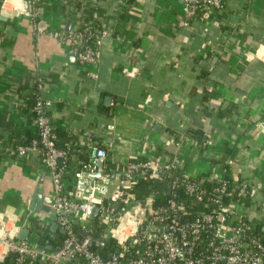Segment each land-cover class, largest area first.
<instances>
[{
	"label": "crops",
	"instance_id": "crops-1",
	"mask_svg": "<svg viewBox=\"0 0 264 264\" xmlns=\"http://www.w3.org/2000/svg\"><path fill=\"white\" fill-rule=\"evenodd\" d=\"M194 3L26 0L25 13H0V220L33 245L51 221L29 208L35 192L51 197L48 168L12 150L34 135L40 96L53 127L74 146L102 147L114 166L166 156L192 179H245V220L264 225V0ZM83 5L106 31L88 65L63 38L86 19Z\"/></svg>",
	"mask_w": 264,
	"mask_h": 264
},
{
	"label": "built area",
	"instance_id": "built-area-1",
	"mask_svg": "<svg viewBox=\"0 0 264 264\" xmlns=\"http://www.w3.org/2000/svg\"><path fill=\"white\" fill-rule=\"evenodd\" d=\"M195 1L202 8L221 6V0ZM20 4L0 0V13H25L26 0ZM105 32L91 17L68 28L63 38L77 62L88 65L96 61ZM255 55L261 54L256 51ZM50 104L49 99L35 97L31 105L34 136L14 144L12 150L18 156L35 153L48 168L50 209L63 238L57 247L40 244L38 248L25 238L18 239L19 228L9 225L5 216L0 220V262L11 255L13 264H63L71 258L85 264H264V225L245 220L247 203L253 199L245 179H178V159L161 156L128 160L120 171L110 172L112 177L120 175L114 180L102 170L105 150L94 144L87 149L86 161L73 172L71 190L65 191L62 176L69 154L55 144L47 112ZM95 172L99 176L92 178ZM146 178L167 182L166 193L150 192L141 200L131 197L127 190L137 179ZM92 226L99 230L94 246L88 234ZM107 239L116 248L103 258L100 247Z\"/></svg>",
	"mask_w": 264,
	"mask_h": 264
},
{
	"label": "trees",
	"instance_id": "trees-1",
	"mask_svg": "<svg viewBox=\"0 0 264 264\" xmlns=\"http://www.w3.org/2000/svg\"><path fill=\"white\" fill-rule=\"evenodd\" d=\"M196 3V7H198V2L195 1ZM82 5L79 1H77L76 3H74V6H79ZM195 7V8H196ZM83 11L86 14V19L91 18L92 11L89 8V6L87 5H83ZM85 19V20H86ZM36 96H34L35 99ZM33 99V101H34ZM54 132L56 135V140H55V144L58 148H62L67 150L68 154H69V164L65 169V173L62 176V183L65 181H68V185L67 187L64 186L63 184V189L65 191H70L71 190V181H72V174L73 172L79 168V166L86 161L87 159V149H82L80 147L74 146L73 143L70 141V135L55 128L54 127ZM34 135L30 136L29 139L33 138ZM29 139H26L24 142L22 143H26L29 141ZM16 144V143H15ZM122 165L120 166H114L111 163H109L108 161L104 160L103 165H102V170L104 173H110L111 171H120L121 170ZM120 177L119 174L114 173V177H112L114 180H118V178ZM177 177L178 179L181 178H190L188 176L183 175V173H181L180 171L177 172ZM226 178V177H225ZM166 188H167V182L165 181H161L157 178H146V179H137L132 187L130 189L127 190V193L129 195H131V197L135 198V199H142V197H144L146 194L153 192L155 194H165L166 193ZM66 194V193H65ZM95 219H93V223H95ZM258 223V222H255ZM261 224V223H260ZM260 224H256V225H260ZM95 226V225H94ZM92 226L91 229L88 231V234L92 240V245L94 246L93 242L98 240V236H99V230ZM38 231H41L42 233H39V239L38 242L40 244H48L51 245L52 247H57L61 244L62 238H63V234L60 233L58 230H55L53 232L49 231V227L47 225L42 226V227H38L37 228V233ZM43 234V235H41ZM41 235V236H40ZM116 248V246L112 243L111 240L107 239L103 246L100 247V253L102 255L103 258H105L111 251H113ZM0 264H13V259L12 256L9 255L6 258L3 259L2 262H0ZM26 264H42L40 262H34V263H26ZM63 264H85L84 262H82L80 259H68L65 260L63 262Z\"/></svg>",
	"mask_w": 264,
	"mask_h": 264
},
{
	"label": "water",
	"instance_id": "water-1",
	"mask_svg": "<svg viewBox=\"0 0 264 264\" xmlns=\"http://www.w3.org/2000/svg\"><path fill=\"white\" fill-rule=\"evenodd\" d=\"M67 25H68V22H67ZM67 25H66V28H67ZM97 166L100 167L101 163L98 162ZM98 176H99V172H95L93 175H91L92 178H97ZM110 176H111V174H110ZM50 203H51V199L49 197L43 198V197H41L39 192H37V193L35 192L31 196L29 208L32 209V210L33 209L34 210H38L39 208H41L43 211H45L48 214V217L51 220L50 224H49V230H51V231L58 230L61 233V232H63V230L62 229H57V224H56V221H55L56 216H55L54 212H52L51 209H50ZM61 212L64 213V214H67V212H64V211H61ZM94 213H95V210L92 211L91 217H93ZM25 234H26V230L25 229H20L18 234H17V238L18 239H23L25 237ZM79 234L81 236L84 235L83 232H79ZM37 247L40 248L41 245H37ZM44 247H46L47 249H50L51 245H45ZM40 263H42V262H40Z\"/></svg>",
	"mask_w": 264,
	"mask_h": 264
},
{
	"label": "clouds",
	"instance_id": "clouds-1",
	"mask_svg": "<svg viewBox=\"0 0 264 264\" xmlns=\"http://www.w3.org/2000/svg\"><path fill=\"white\" fill-rule=\"evenodd\" d=\"M14 3L16 4L17 7H21L20 0H14ZM22 10V8H21Z\"/></svg>",
	"mask_w": 264,
	"mask_h": 264
},
{
	"label": "rangeland",
	"instance_id": "rangeland-1",
	"mask_svg": "<svg viewBox=\"0 0 264 264\" xmlns=\"http://www.w3.org/2000/svg\"><path fill=\"white\" fill-rule=\"evenodd\" d=\"M262 206H263V204H262ZM260 211L264 214V210L261 209ZM259 215H261V214H259ZM31 239L34 240L33 237H32ZM32 240H31V241H32Z\"/></svg>",
	"mask_w": 264,
	"mask_h": 264
}]
</instances>
